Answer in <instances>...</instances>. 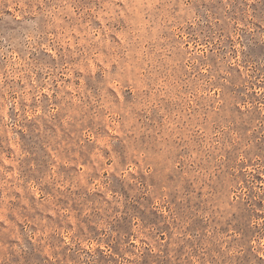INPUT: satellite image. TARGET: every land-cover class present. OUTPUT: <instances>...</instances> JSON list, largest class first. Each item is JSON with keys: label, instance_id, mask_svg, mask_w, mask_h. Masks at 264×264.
Returning a JSON list of instances; mask_svg holds the SVG:
<instances>
[{"label": "rangeland", "instance_id": "374dc122", "mask_svg": "<svg viewBox=\"0 0 264 264\" xmlns=\"http://www.w3.org/2000/svg\"><path fill=\"white\" fill-rule=\"evenodd\" d=\"M0 264H264V0H0Z\"/></svg>", "mask_w": 264, "mask_h": 264}]
</instances>
